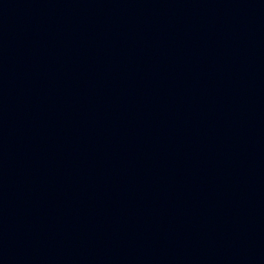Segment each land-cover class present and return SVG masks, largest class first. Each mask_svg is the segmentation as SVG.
Here are the masks:
<instances>
[{
    "label": "water",
    "instance_id": "water-1",
    "mask_svg": "<svg viewBox=\"0 0 264 264\" xmlns=\"http://www.w3.org/2000/svg\"><path fill=\"white\" fill-rule=\"evenodd\" d=\"M0 264H237L67 227L0 220Z\"/></svg>",
    "mask_w": 264,
    "mask_h": 264
}]
</instances>
